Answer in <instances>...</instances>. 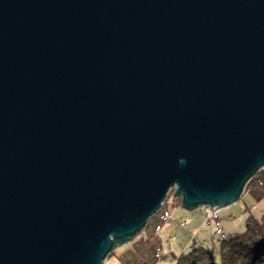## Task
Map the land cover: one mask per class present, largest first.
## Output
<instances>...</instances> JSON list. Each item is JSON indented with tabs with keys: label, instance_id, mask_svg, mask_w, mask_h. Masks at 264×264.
Segmentation results:
<instances>
[{
	"label": "water",
	"instance_id": "1",
	"mask_svg": "<svg viewBox=\"0 0 264 264\" xmlns=\"http://www.w3.org/2000/svg\"><path fill=\"white\" fill-rule=\"evenodd\" d=\"M263 167L264 0H0V264H103Z\"/></svg>",
	"mask_w": 264,
	"mask_h": 264
},
{
	"label": "rangeland",
	"instance_id": "2",
	"mask_svg": "<svg viewBox=\"0 0 264 264\" xmlns=\"http://www.w3.org/2000/svg\"><path fill=\"white\" fill-rule=\"evenodd\" d=\"M258 178L264 181V172ZM175 193L176 188L170 191L160 211L141 233L116 247L103 264H141V258L149 264H175L176 257L195 245L217 252L219 242L226 241L228 236L244 233L248 219L251 216L260 218L264 210V201L246 194L233 206L219 212H213L209 207L190 211L181 208L179 200H174ZM217 214L218 218L215 217ZM144 241L147 242L146 248L143 247ZM155 249L159 254L157 259L153 255ZM256 264L264 262L258 260Z\"/></svg>",
	"mask_w": 264,
	"mask_h": 264
},
{
	"label": "trees",
	"instance_id": "3",
	"mask_svg": "<svg viewBox=\"0 0 264 264\" xmlns=\"http://www.w3.org/2000/svg\"><path fill=\"white\" fill-rule=\"evenodd\" d=\"M259 172H264V167ZM259 172L247 183L240 199L249 194L257 201H264V181L258 180ZM174 197L175 201L181 202L183 208L181 197L176 193ZM215 217L218 218V214ZM219 243L217 252L195 245L188 252L176 257L175 264H256L258 260L264 262V210L260 218L251 216L248 219L247 230L244 233L228 236L226 241ZM145 246L146 241L143 247ZM153 255H156L155 259L159 257L157 249ZM141 259V264H149Z\"/></svg>",
	"mask_w": 264,
	"mask_h": 264
}]
</instances>
